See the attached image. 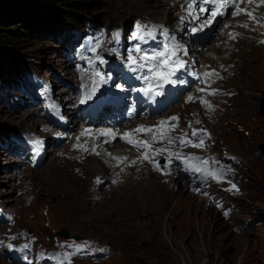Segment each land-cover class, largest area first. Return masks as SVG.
Masks as SVG:
<instances>
[{
    "label": "rangeland",
    "instance_id": "rangeland-1",
    "mask_svg": "<svg viewBox=\"0 0 264 264\" xmlns=\"http://www.w3.org/2000/svg\"><path fill=\"white\" fill-rule=\"evenodd\" d=\"M91 2L93 6L90 7ZM85 5L91 8L87 13L76 8ZM186 5L187 0H27L30 13L23 16L31 25V32L23 28L24 22L18 20L11 21L10 26H5L12 28L13 33L0 32L4 37L0 38V56L11 53L24 68L8 77L10 80L7 83L13 80L12 87L4 86V82L0 81V141L3 144L18 141L26 147L34 146V141L41 139V136L50 132L53 127L50 121L51 126L47 129L49 120L43 116L50 114L47 111L49 105L43 106V114L38 110L40 103L37 96L42 90L47 98L53 91L56 94L64 93V96L68 97V89L75 87L72 78L76 82L80 80L84 94L78 96L75 103L81 108L91 101L88 96L94 87L96 90L102 73L113 77L110 71L116 69L117 59L124 61V75L133 72L127 67L130 54L139 61L144 53H166L164 57L147 62L156 64L163 61L156 71L150 74L151 80L144 81L146 87L151 83L154 88L152 92L164 88L159 97L146 99L152 116L151 119L149 116L146 119L152 121L156 118L159 123L173 121L176 124L189 120L190 112L198 109V106L201 107L202 100L206 101L211 92V85L200 81L195 67H187L179 73L174 70L177 62L174 57L176 51L172 34L179 27L180 22L177 21H196L200 12L198 9L202 7L199 2H196V6L191 10ZM70 13L85 17L83 20L90 24L73 26L70 27L71 30H66ZM110 29L113 32H110ZM87 36L89 38L86 39ZM109 36L111 39L108 41ZM216 39L217 37L210 47L205 48L223 53L219 47L221 42ZM117 41L120 43L117 44ZM137 47L140 52L135 51ZM230 47L232 46L227 49ZM256 47L260 46L249 48L238 42L237 48L229 55L234 70L228 71V80L224 85L237 90L236 95L230 101L228 111L215 109L213 116H207V129L212 128L215 135L213 138L208 134L204 135L209 139H203V149L197 147L190 154L197 168L204 164L203 161L210 160L219 170L226 171V188L229 187V195L220 192L207 205V199L198 198L196 190L188 188L187 175L181 173L184 179L180 181L178 190L171 187L176 194L174 202L178 204H172L174 209L166 216L179 220L173 227L170 221L165 219L160 223L154 220L151 222L154 213L146 209L142 202L119 204L118 208L131 212H126L122 217L110 210V205L113 201L117 202L122 194L124 188L121 186L127 179L147 178L149 172L142 176L140 171L133 168L132 172L121 177L120 186L107 182L98 189L94 185L93 177L99 173H109L110 168L100 157H89L85 160L80 155H69L67 145L70 140L63 139L54 145L56 147L51 145L55 149L52 154L51 148L48 147V157L40 167L25 171L23 184H20L17 176L9 174L13 164L17 163L13 159L15 153H7L13 145L4 149L0 153V195L7 208L17 213L18 225L27 226L32 230V235L22 239L28 248L27 253L38 251L39 243L34 241L38 235L48 245H52L49 240L51 239L57 242L59 247L71 249L72 252L68 256L70 264H264V153L261 149L264 147V115L260 107L261 93L264 90V55L259 60L252 59L241 71L242 53L235 54L243 50L250 52ZM61 49L65 51L66 56L60 53ZM72 49L85 50L73 55ZM261 50L264 51V48H257L255 52L260 54ZM104 53L109 56L116 54L117 58L111 63H105ZM198 53L203 54L201 57L206 59L208 52L200 48ZM228 54L225 53V56ZM104 63V69L100 68ZM97 72L99 76L96 75ZM146 72L147 67L137 71L139 75ZM58 75L61 78H57ZM167 76L171 77L174 83H165ZM124 78L127 77L118 74L111 79V93L116 90L117 85L121 90L126 87ZM216 83L222 82L218 80ZM244 95L246 97H243ZM189 97L193 99L189 100ZM53 99L58 101L59 96ZM81 100H84V103H81ZM60 102L64 108L63 114L69 105H73L67 101ZM162 109L165 111L161 112ZM172 117L178 119L172 120ZM211 141H215L216 151L222 147L223 149L215 152ZM159 144L162 145L163 141L160 140ZM74 149L78 151L79 147ZM166 149H171V146ZM17 150L20 151L21 147H17ZM226 150L239 154L244 159V167L239 160L230 158ZM199 153H207L208 158L200 157ZM210 167L212 170V166ZM218 171L210 175H218ZM240 173L243 174V180H239ZM159 180L167 184L162 179ZM18 185L22 186L19 190ZM242 186L246 194L238 198L237 194L239 195ZM236 201L241 204L242 209L233 213L234 220H225L219 210L231 206ZM156 204L163 205L158 198ZM107 217L112 219V224L134 217V220L130 221L132 224L138 223L154 235L149 237L142 232L124 233L117 226L108 225ZM235 220L240 229L233 227ZM155 228L157 229L154 230ZM63 229L68 230L69 237L77 236L82 239L70 238L62 241L56 234ZM164 239L167 241L166 248ZM63 253L66 257L68 251L63 250ZM0 264H7L2 255Z\"/></svg>",
    "mask_w": 264,
    "mask_h": 264
},
{
    "label": "bare ground",
    "instance_id": "bare-ground-1",
    "mask_svg": "<svg viewBox=\"0 0 264 264\" xmlns=\"http://www.w3.org/2000/svg\"><path fill=\"white\" fill-rule=\"evenodd\" d=\"M169 12V11H168ZM50 28V27H49ZM241 31V30H239ZM261 36H264V31L262 30L260 32ZM220 39H224L223 37H221ZM230 40L233 42V46L230 47L229 49H227V53L231 54L236 48H237V43H244L245 47H252L254 45H258L260 47H256L255 49H251L250 52H245L243 51H239L238 53L235 54H241V71L243 69L244 66L248 65V63L252 60V59H261L263 58L262 55H264V51H260V54L256 53L255 50L257 51V48H264V45H260L259 43L256 42L255 39L253 38H244L242 37L239 33H235L234 35H232L230 37ZM194 51L196 52L197 56H201L203 54L200 55V53H198V50H196V48L193 46ZM249 50V49H248ZM218 52V51H217ZM206 60V59H205ZM236 60V59H235ZM238 60V59H237ZM258 62V61H257ZM236 64V63H235ZM231 66H233V64H230ZM252 68V67H251ZM237 70V69H236ZM232 71V70H231ZM253 71V70H252ZM233 72V71H232ZM236 73V72H234ZM258 74V73H257ZM256 74V75H257ZM227 75H229V73L227 72ZM255 77V76H254ZM257 77V76H256ZM264 78V77H263ZM259 79V78H258ZM245 80V79H244ZM261 80V79H259ZM246 81V80H245ZM258 81V80H257ZM250 82V81H249ZM260 82V81H259ZM261 84V83H260ZM251 86V85H250ZM248 91H250V89H248ZM238 93V92H237ZM250 93V92H249ZM262 95V93H261ZM243 97H246L245 95ZM233 103V102H232ZM238 111V110H237ZM235 112V111H234ZM160 146L163 147H168V144L166 143V140L163 141V144H159ZM9 149V148H8ZM4 150V148L0 149V153H2ZM77 151V150H76ZM48 154V153H46ZM15 158H18L19 161H23L24 160V156L22 157L21 155L17 156L16 154L14 155ZM17 156V157H16ZM79 156V155H78ZM77 156V157H78ZM153 155H151L152 157ZM80 158V157H79ZM96 158V157H94ZM78 160V159H77ZM87 160V159H86ZM89 160V159H88ZM99 161V160H98ZM139 161L136 160V166L138 165ZM84 164V163H83ZM89 164V163H88ZM92 163L90 162V165ZM102 164V163H101ZM99 164V165H101ZM89 166V165H88ZM83 167V166H82ZM85 167V166H84ZM97 167V166H96ZM91 168V167H88ZM87 168V169H88ZM95 168V167H94ZM101 170V168H100ZM98 171V170H97ZM107 172V171H106ZM99 173V172H98ZM104 173V172H103ZM105 174V173H104ZM95 175V174H94ZM139 176V175H138ZM137 176V177H138ZM125 178V177H124ZM160 179H162L165 183L167 184H163L160 182ZM121 179V178H120ZM177 179H179L178 177H174L171 173H167V174H160L157 172H152L150 170L149 172V176L147 178H141L140 180H130L127 179L125 184L121 186V188H124L122 191V194L118 197L117 202L113 201L112 205H110V210H113V212H116L118 216H123L126 212L127 213H131L130 211H128L127 209L124 210L122 208H118L119 204H126V203H137V202H142L144 207L146 209H148L150 212L154 213L153 218H151V222L154 220L158 223L161 222L162 219H165L167 221H170L171 226L173 227L175 224H177L179 222L178 219L176 218H172V217H168L166 218V216L168 215V213L170 211H172L174 209V206H176L178 203L174 202V197L176 194H174V191L171 190L175 188L176 184L180 183V179L179 181H176ZM121 182V181H120ZM123 182V181H122ZM169 184V185H168ZM120 186V184H118ZM175 185V186H174ZM264 186V184H263ZM102 187V186H101ZM112 187V186H111ZM95 189V188H94ZM99 189V188H98ZM107 189V188H106ZM108 190V189H107ZM106 190V191H107ZM117 190V189H116ZM101 191V190H99ZM104 191V190H103ZM102 191V192H103ZM110 191V190H108ZM113 191V190H112ZM120 191V190H119ZM70 192V191H69ZM81 192V191H80ZM95 192V191H94ZM115 192V190L113 191ZM96 193V192H95ZM99 194V192L97 193ZM107 194V193H106ZM111 193H109L110 195ZM96 195V194H95ZM104 196V195H102ZM101 198V197H100ZM107 198V197H106ZM105 198V199H106ZM110 198V197H109ZM114 198V197H113ZM156 198H158L159 201H161V203L163 204L162 206H158L156 204ZM149 199V200H148ZM87 200V199H86ZM85 200V201H86ZM89 200V199H88ZM91 200V199H90ZM113 200V199H112ZM102 201V200H101ZM85 202H82V204ZM102 203V202H101ZM92 204V203H91ZM104 204V203H103ZM174 206H173V205ZM102 205V204H101ZM70 206V204H69ZM100 206V205H99ZM106 206V205H105ZM104 206V207H105ZM108 206V205H107ZM106 206V207H107ZM95 207V206H94ZM104 209V208H102ZM109 209V208H108ZM86 210V209H85ZM96 210V209H95ZM87 211V210H86ZM80 213V212H79ZM84 213V211H83ZM86 214V213H85ZM91 214V213H90ZM144 217V216H143ZM134 220V217L131 220H123L120 221L119 223L116 224H112V219L110 218H106V223L108 225H113V226H117V228L124 232V233H135V232H142L145 233L146 236H153L154 233H148L147 229L142 226L139 225L138 223H134L132 224V221ZM137 220V218H136ZM135 220V221H136ZM104 221V220H102ZM150 221V220H149ZM87 223V222H86ZM105 223V221H104ZM105 223V225H106ZM146 223V222H145ZM149 223V222H148ZM149 224H153V223H149ZM155 224V223H154ZM148 226V225H147ZM158 228V226H157ZM157 228H155L154 230H156ZM223 228H226V226H223ZM104 234V233H103ZM108 236V235H107ZM156 236V235H155ZM113 238V237H112ZM131 240V239H130ZM166 243L167 241L164 239V247L166 248ZM162 251V250H160ZM153 259V258H152ZM183 259V258H182Z\"/></svg>",
    "mask_w": 264,
    "mask_h": 264
},
{
    "label": "snow or ice",
    "instance_id": "snow-or-ice-1",
    "mask_svg": "<svg viewBox=\"0 0 264 264\" xmlns=\"http://www.w3.org/2000/svg\"><path fill=\"white\" fill-rule=\"evenodd\" d=\"M196 2H197V0H187L186 7L188 9H190V10L194 9V7L196 6ZM234 2H235V0H203V4L204 5L214 4L216 6L213 9H209V8H206V7H199L198 10L200 12H210V15L212 17V19H206L201 24V27H203L204 24H211L216 17L225 15V13L223 11H221V9L224 8L226 4L234 3ZM241 2H243V0H241ZM189 14L191 15V11L189 12ZM233 14H239V10L237 9V11H235ZM244 14L248 15L252 19H255L252 16V14L250 12H247L246 10H245ZM197 19H199V17H197ZM244 27H246V25H244ZM135 51L136 52H140L139 47H137L135 49ZM165 55H166V53L163 52V51L157 52V53H154V54H151V55L148 54V53H144V54H142L140 56L139 61H138L137 59H135L130 54L128 56V65H127V67H129L131 69V71H133V72H137L138 70H143V69H145L147 67V72L141 74L139 78L144 80V81H150L151 80L150 74L154 73L156 71V69L160 66V64L163 63V61H159V63H156V64H147V62L148 61H155L159 57H164ZM132 65H136V67H132ZM96 75L99 76L100 75L99 72H97ZM109 79H110V77H109ZM101 82H106L104 77H101ZM181 82H183V81H181ZM167 83L172 84V83H174V81L168 79ZM117 87H120V86L117 85ZM151 90H152V86H151V83H149V86H148L147 89H145V91H151ZM94 92H95V87L93 88L92 93L89 94V96H88L89 99L91 98V95L94 94ZM159 94H160L159 92L156 93V95H159ZM212 94H214V93H212ZM188 99L192 100L193 98L189 97ZM201 102L202 103H207V101H203V100ZM81 103H84V100H81ZM171 119L172 120H177L178 118L177 117H172ZM173 127H175V126L173 125ZM142 130L143 129H137V131H142ZM192 135L196 136L197 135V131L193 130ZM154 139H155V137H154ZM169 142L170 143L172 142L171 138H169ZM180 142H181V144L189 143V141L184 140L183 138H181ZM37 143H39V142L37 141ZM129 143H132V141H129ZM143 145L145 147L148 146L146 142H143ZM194 146L202 147L203 146V139H200L199 143L194 145ZM144 159H149V157H148V155L146 153L144 154ZM203 163H207V161H203ZM157 168L159 169V165H157ZM196 170L199 171V169H196ZM233 188H235V185H233Z\"/></svg>",
    "mask_w": 264,
    "mask_h": 264
},
{
    "label": "trees",
    "instance_id": "trees-1",
    "mask_svg": "<svg viewBox=\"0 0 264 264\" xmlns=\"http://www.w3.org/2000/svg\"><path fill=\"white\" fill-rule=\"evenodd\" d=\"M46 1H50V0H46ZM91 3H89L90 7L93 6V2ZM76 8L85 11L86 13L88 12L89 9H91L88 8V5H85L82 8L79 7ZM28 13H30V9L27 6V0H0V25L2 26V28H0V32H6L10 34L13 33L12 28H7L5 26H10L9 24L11 21H17V20L18 22H24L25 27L23 28H26L31 32L32 27L29 24V22L26 20V17L23 16L24 14H28ZM83 19H85V17L79 16L75 13H70L68 15V22L73 26H77V27L84 26L87 23V21H84ZM53 22L54 20L50 24H52ZM2 36L3 33L0 34V38H4ZM14 57L16 56L11 53L6 54L5 56L4 55L0 56V76L1 75L2 76L4 75L6 77L12 76V74L18 73L20 70L24 69L23 66L21 65V62L18 61L17 59H14Z\"/></svg>",
    "mask_w": 264,
    "mask_h": 264
},
{
    "label": "water",
    "instance_id": "water-1",
    "mask_svg": "<svg viewBox=\"0 0 264 264\" xmlns=\"http://www.w3.org/2000/svg\"><path fill=\"white\" fill-rule=\"evenodd\" d=\"M260 102H261V104H260L261 111H262V114L264 115V91L262 92V96H261V101ZM261 149H262V151L264 153V147L261 148ZM58 234L66 237V238L69 237V232L66 229H63L61 231H58Z\"/></svg>",
    "mask_w": 264,
    "mask_h": 264
}]
</instances>
